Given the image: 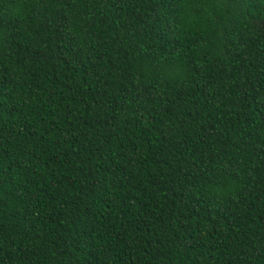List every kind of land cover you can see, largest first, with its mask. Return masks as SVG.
I'll return each instance as SVG.
<instances>
[{"label":"trees","instance_id":"obj_1","mask_svg":"<svg viewBox=\"0 0 264 264\" xmlns=\"http://www.w3.org/2000/svg\"><path fill=\"white\" fill-rule=\"evenodd\" d=\"M0 264H264V0H0Z\"/></svg>","mask_w":264,"mask_h":264}]
</instances>
